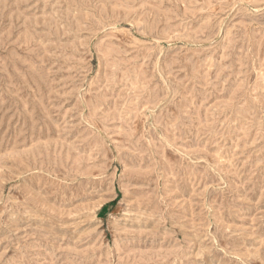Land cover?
Returning a JSON list of instances; mask_svg holds the SVG:
<instances>
[{
	"label": "rangeland",
	"instance_id": "374dc122",
	"mask_svg": "<svg viewBox=\"0 0 264 264\" xmlns=\"http://www.w3.org/2000/svg\"><path fill=\"white\" fill-rule=\"evenodd\" d=\"M0 264H264V0H0Z\"/></svg>",
	"mask_w": 264,
	"mask_h": 264
}]
</instances>
